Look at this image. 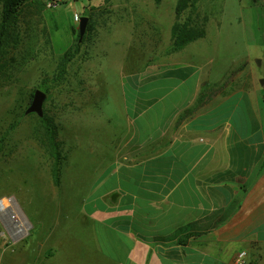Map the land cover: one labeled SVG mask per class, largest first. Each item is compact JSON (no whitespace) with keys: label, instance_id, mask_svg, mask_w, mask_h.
I'll return each mask as SVG.
<instances>
[{"label":"crops","instance_id":"1","mask_svg":"<svg viewBox=\"0 0 264 264\" xmlns=\"http://www.w3.org/2000/svg\"><path fill=\"white\" fill-rule=\"evenodd\" d=\"M129 2L100 15L128 30L120 88L86 89L79 106L94 126L88 193L73 223L34 219L36 245L12 264H233L241 252L264 264L263 93L242 68L211 81L177 57L144 59L148 1Z\"/></svg>","mask_w":264,"mask_h":264},{"label":"rangeland","instance_id":"2","mask_svg":"<svg viewBox=\"0 0 264 264\" xmlns=\"http://www.w3.org/2000/svg\"><path fill=\"white\" fill-rule=\"evenodd\" d=\"M129 1L37 0L19 11L9 28L0 56V201L8 200L11 206L0 210V255L2 250L16 253L0 257L5 264L14 262L17 251L36 245L34 219L68 218L73 223L77 199L88 193L92 162L87 158L94 126L79 106L88 104L82 95L86 89L120 88L118 69L127 52L128 30L115 21L118 18L105 23L109 18L100 15L111 9L139 7ZM145 1L147 5L140 7L149 16L146 44L150 45L145 46L144 59L177 57L204 67L211 81L242 68L244 82L253 80L264 99V0H188L189 9L181 19L191 13L194 27L204 29L206 37L178 52L171 50L170 37L178 0H162L158 5ZM75 15L89 18L92 28L80 43ZM154 38L156 47L152 46ZM78 44L65 78L50 89L42 107V117L52 119L62 143L61 185L56 189L50 178L53 160L39 120L42 117L25 111L31 94L43 80L54 76L61 55ZM104 105L101 102V110L94 112L100 118ZM17 218L25 220L22 232L15 225Z\"/></svg>","mask_w":264,"mask_h":264},{"label":"trees","instance_id":"3","mask_svg":"<svg viewBox=\"0 0 264 264\" xmlns=\"http://www.w3.org/2000/svg\"><path fill=\"white\" fill-rule=\"evenodd\" d=\"M37 0H0V56L7 44L9 36V28L12 22L16 18L18 12L30 2ZM110 0H105L108 2ZM156 5L160 4L162 0H152ZM189 9L188 0H178L175 8V21L171 27V50L173 52L181 50L185 45L194 42L198 39L205 37V30L202 28L194 27L191 13L184 17L182 20V14L186 9ZM92 30L91 24L88 23L86 27V33ZM79 39V36H78ZM83 40V38H82ZM80 43V42H79ZM79 44L74 50H67L61 55L57 62L56 71L54 76L47 81H42V84L38 87L46 95L49 94L50 89L58 87L67 73V66L73 60L78 53ZM46 80V79H45ZM33 97V94L30 96ZM41 126L45 130V139L49 145V154L53 160L51 167V180L55 187H60V163L62 160L60 153V142L57 140V129L53 124L52 119L44 115L39 119Z\"/></svg>","mask_w":264,"mask_h":264},{"label":"water","instance_id":"4","mask_svg":"<svg viewBox=\"0 0 264 264\" xmlns=\"http://www.w3.org/2000/svg\"><path fill=\"white\" fill-rule=\"evenodd\" d=\"M88 23V18H81L79 22V42L82 40L86 27ZM260 64V63H259ZM46 100V94L40 90L36 89L33 92V97L30 106L25 111V114H36L38 117H42L43 115V103Z\"/></svg>","mask_w":264,"mask_h":264},{"label":"bare ground","instance_id":"5","mask_svg":"<svg viewBox=\"0 0 264 264\" xmlns=\"http://www.w3.org/2000/svg\"><path fill=\"white\" fill-rule=\"evenodd\" d=\"M8 206L9 207L11 206L8 200H5L4 202L3 201L0 202V210L1 211L6 210V208H8ZM16 221L18 222L19 221V218H17ZM15 225H16V227L18 229V232H22L23 226L26 227L25 220H23V219H21V221H19L18 223H15Z\"/></svg>","mask_w":264,"mask_h":264},{"label":"built area","instance_id":"6","mask_svg":"<svg viewBox=\"0 0 264 264\" xmlns=\"http://www.w3.org/2000/svg\"><path fill=\"white\" fill-rule=\"evenodd\" d=\"M74 21L76 23L80 22V19L77 15L74 16ZM233 264H246V253L245 252L238 253L233 260Z\"/></svg>","mask_w":264,"mask_h":264}]
</instances>
